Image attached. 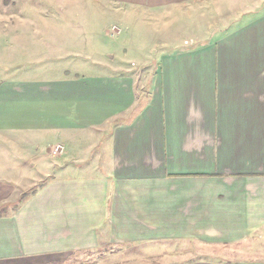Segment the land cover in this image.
Here are the masks:
<instances>
[{
    "label": "crops",
    "instance_id": "obj_1",
    "mask_svg": "<svg viewBox=\"0 0 264 264\" xmlns=\"http://www.w3.org/2000/svg\"><path fill=\"white\" fill-rule=\"evenodd\" d=\"M78 1L44 0L62 15ZM97 1L127 10L121 48L133 13L197 3ZM244 1L214 2L201 16L218 22L210 41L166 47L150 80L127 67L146 57L99 49V32L47 34L58 22H42L7 36L0 264L109 247L143 248L147 264H264V0Z\"/></svg>",
    "mask_w": 264,
    "mask_h": 264
},
{
    "label": "rangeland",
    "instance_id": "obj_2",
    "mask_svg": "<svg viewBox=\"0 0 264 264\" xmlns=\"http://www.w3.org/2000/svg\"><path fill=\"white\" fill-rule=\"evenodd\" d=\"M237 1L240 4V9L246 8L245 4H249L244 0ZM196 2V6L185 8L184 13L175 12V15H171L173 12L170 14L165 11L129 14L131 22H128L126 27L123 25L125 30L128 29L121 40H124L123 49L118 45L119 38L114 40L112 36L122 31V23L119 24L117 18L124 19L128 16L126 9L105 5L97 0H79L75 4H71L70 11L62 15L58 6L49 5L44 0H28L27 2L25 0H0V67L10 57L8 51L4 49L7 45L4 43L7 41V36L9 40L12 38L18 40L20 37L38 34L37 30L43 29V27L41 28L42 22H58L53 28H45L46 33L52 34L53 29H55V33L57 30V33L62 35H82L85 32L86 34L89 32L91 35L93 32H99L103 35V43L94 44L99 49L108 52L117 51L120 56L126 52L130 58L142 54L146 57L145 64H139L137 67L130 61L127 67L140 72L142 78L150 80L149 78L158 70L156 57L168 47L175 48V51L184 50L210 41L211 33L217 29L216 23L218 22H207L208 19L201 18V16L212 11L214 2L219 4L223 0H197ZM44 14H48L49 17ZM46 18L48 20H45ZM138 18L145 19L146 22H132ZM195 19H197L196 22H194ZM20 22H26L27 25L23 24L22 26ZM106 27L107 30H105ZM164 43L166 46L163 45ZM13 44L14 46L10 49L12 43H9L8 48L11 51L17 46L16 43ZM14 57H21V54ZM5 71L4 67L0 68V81L11 77ZM143 72L145 74H142ZM148 260V253L143 248L109 247L105 248L103 252L93 254V256L78 254L68 264H147Z\"/></svg>",
    "mask_w": 264,
    "mask_h": 264
},
{
    "label": "built area",
    "instance_id": "obj_3",
    "mask_svg": "<svg viewBox=\"0 0 264 264\" xmlns=\"http://www.w3.org/2000/svg\"><path fill=\"white\" fill-rule=\"evenodd\" d=\"M57 150H59V149L57 148Z\"/></svg>",
    "mask_w": 264,
    "mask_h": 264
}]
</instances>
